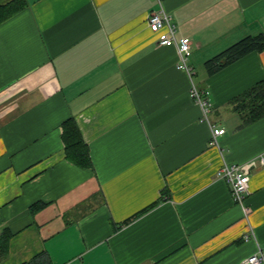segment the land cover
<instances>
[{
	"label": "crops",
	"instance_id": "obj_1",
	"mask_svg": "<svg viewBox=\"0 0 264 264\" xmlns=\"http://www.w3.org/2000/svg\"><path fill=\"white\" fill-rule=\"evenodd\" d=\"M28 2L0 25V264H243L264 247V117L244 124L232 104L264 80V51L205 70L264 33V0H165L191 39L192 78L151 31L153 0ZM192 82L209 92L210 124ZM69 118L90 169L66 159ZM224 164L249 167L248 219Z\"/></svg>",
	"mask_w": 264,
	"mask_h": 264
},
{
	"label": "trees",
	"instance_id": "obj_2",
	"mask_svg": "<svg viewBox=\"0 0 264 264\" xmlns=\"http://www.w3.org/2000/svg\"><path fill=\"white\" fill-rule=\"evenodd\" d=\"M28 7V0H0V25L23 12ZM261 51H264V33L245 37L206 61L205 70L209 75H214L243 57L253 52ZM232 102L234 110L240 115L244 124H250L263 118L264 80L235 98ZM62 129L66 159L80 168H92L93 161L90 148L83 138L77 121L74 118L67 119L62 125ZM154 206L155 204L150 208ZM40 207V204L33 205L31 211L35 213ZM8 240L9 236L4 234L3 243L1 244L3 248H0L1 258L6 254ZM25 264H50V262L48 261V255L41 253Z\"/></svg>",
	"mask_w": 264,
	"mask_h": 264
},
{
	"label": "built area",
	"instance_id": "obj_3",
	"mask_svg": "<svg viewBox=\"0 0 264 264\" xmlns=\"http://www.w3.org/2000/svg\"><path fill=\"white\" fill-rule=\"evenodd\" d=\"M157 8L148 15V25L152 32L158 35V44L165 47H175L178 51L179 62L177 68L187 73L191 78L194 76V68L189 60L192 54V42L188 37L179 38L176 25L172 17L164 8L165 0H153ZM190 96L202 109V120L210 124V114L213 106L209 102V92L201 91L192 82ZM225 134V129L212 127L211 144L217 145L219 136ZM260 162L264 166V156H261ZM218 177L227 182L230 186L235 202L243 207L245 219H248L252 209L245 205V201L250 194V174L249 167L245 165L224 164L218 172ZM254 235V233H253ZM252 231L245 234V240H250ZM243 264H264V247L258 246L257 253L244 259Z\"/></svg>",
	"mask_w": 264,
	"mask_h": 264
}]
</instances>
